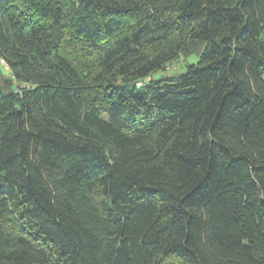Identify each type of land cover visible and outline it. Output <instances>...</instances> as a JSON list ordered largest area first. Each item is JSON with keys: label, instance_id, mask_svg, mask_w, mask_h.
Listing matches in <instances>:
<instances>
[{"label": "trees", "instance_id": "1", "mask_svg": "<svg viewBox=\"0 0 264 264\" xmlns=\"http://www.w3.org/2000/svg\"><path fill=\"white\" fill-rule=\"evenodd\" d=\"M0 60V264H264V0H0Z\"/></svg>", "mask_w": 264, "mask_h": 264}, {"label": "rangeland", "instance_id": "2", "mask_svg": "<svg viewBox=\"0 0 264 264\" xmlns=\"http://www.w3.org/2000/svg\"><path fill=\"white\" fill-rule=\"evenodd\" d=\"M197 56L194 54H191L187 57H179L177 60L172 61L171 63H169L167 65V67L162 71V70H158L156 72H154L152 74V77L154 79L160 77V76H169L172 74H177V73H181L185 70V66L188 63H194L196 62ZM0 71L4 74V75H8V70L7 68L4 66V64L2 63V61L0 60Z\"/></svg>", "mask_w": 264, "mask_h": 264}, {"label": "built area", "instance_id": "3", "mask_svg": "<svg viewBox=\"0 0 264 264\" xmlns=\"http://www.w3.org/2000/svg\"><path fill=\"white\" fill-rule=\"evenodd\" d=\"M2 61V60H1ZM2 63L4 64V62L2 61ZM4 66L6 67V65L4 64Z\"/></svg>", "mask_w": 264, "mask_h": 264}]
</instances>
